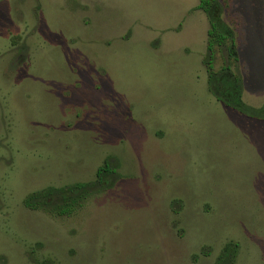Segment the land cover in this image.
<instances>
[{"label":"rangeland","instance_id":"1","mask_svg":"<svg viewBox=\"0 0 264 264\" xmlns=\"http://www.w3.org/2000/svg\"><path fill=\"white\" fill-rule=\"evenodd\" d=\"M264 106V0H220ZM200 0H0V264H264V119L207 85ZM224 61L218 54L215 68ZM121 178L77 212L30 192Z\"/></svg>","mask_w":264,"mask_h":264},{"label":"trees","instance_id":"2","mask_svg":"<svg viewBox=\"0 0 264 264\" xmlns=\"http://www.w3.org/2000/svg\"><path fill=\"white\" fill-rule=\"evenodd\" d=\"M208 18L207 50L203 63L207 71L209 91L226 106L249 117L264 119V106L254 107L243 100L244 76L238 52L237 32L223 17L224 6L220 0H200ZM218 54L224 61L215 68ZM117 157L108 156L97 168L94 180L79 181L63 186H47L27 194L23 200L25 207L42 210L53 216H68L80 210L95 194L106 191L121 178ZM238 243L228 242L215 264H234L238 253ZM36 264H54L50 259L36 261Z\"/></svg>","mask_w":264,"mask_h":264}]
</instances>
